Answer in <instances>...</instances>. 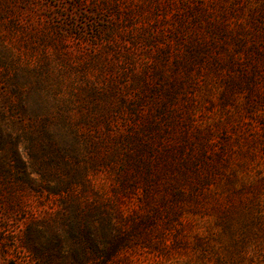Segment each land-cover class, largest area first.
I'll return each instance as SVG.
<instances>
[{
    "label": "rangeland",
    "instance_id": "1",
    "mask_svg": "<svg viewBox=\"0 0 264 264\" xmlns=\"http://www.w3.org/2000/svg\"><path fill=\"white\" fill-rule=\"evenodd\" d=\"M3 93L71 124L93 188L0 186V264H264V0H0Z\"/></svg>",
    "mask_w": 264,
    "mask_h": 264
},
{
    "label": "trees",
    "instance_id": "2",
    "mask_svg": "<svg viewBox=\"0 0 264 264\" xmlns=\"http://www.w3.org/2000/svg\"><path fill=\"white\" fill-rule=\"evenodd\" d=\"M11 95V93H10ZM7 93L0 96V186H28L36 191L46 190L52 193L67 194L74 186L81 190L93 188L91 179L86 172H81L79 154L76 152V130L71 128V124L63 120L57 122V119L49 117L43 110L28 106L27 103H12L11 97ZM14 95L21 101L23 98L19 93ZM90 101L94 103L96 108V99H99L101 94L90 92ZM108 111V110H107ZM109 112V111H108ZM117 111L109 112L110 117H115ZM30 115V116H28ZM28 117V119H27ZM30 117V118H29ZM32 117V118H31ZM109 116H102L97 119L85 121L86 125L93 127L101 125L106 128L110 138L109 131ZM27 119V122L24 121ZM63 118L59 117V120ZM64 129V130H63ZM69 131L73 137L66 138L64 135ZM108 130V131H107ZM91 133V131H89ZM128 137L122 139L126 141ZM22 144V150L25 159L18 150V145ZM91 169L97 164V159L94 155H90ZM116 175V170H111ZM35 176L36 178H32ZM116 179L124 187H134L139 180L137 173V164H134V171L127 173H117ZM55 181L57 184L54 187H49L48 183ZM173 198L178 201L179 196L174 193ZM76 200L79 203L82 201V195L76 193ZM168 205V204H167ZM178 206V205H177ZM164 214L169 213L174 215L175 207L172 204L165 206L162 210ZM158 210H156V213ZM155 213V215H157ZM154 214H146L138 221L130 222V230L127 231L126 237L116 239V242L111 243L109 249L104 252L106 260L116 257L122 250L128 249L130 237L139 236L138 226H150L153 222ZM143 234V233H142ZM132 235V236H130ZM130 236V237H127ZM150 245L159 244L163 247V240L155 243L150 237H146ZM101 242H96L94 245L98 247ZM221 261L219 260V263ZM218 263V264H219Z\"/></svg>",
    "mask_w": 264,
    "mask_h": 264
}]
</instances>
